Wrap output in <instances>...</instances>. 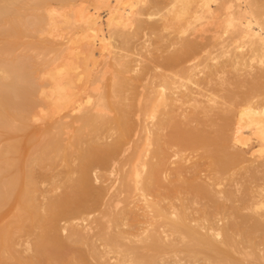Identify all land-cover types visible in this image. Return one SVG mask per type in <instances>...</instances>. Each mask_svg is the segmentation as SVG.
<instances>
[{"label": "bare ground", "instance_id": "obj_1", "mask_svg": "<svg viewBox=\"0 0 264 264\" xmlns=\"http://www.w3.org/2000/svg\"><path fill=\"white\" fill-rule=\"evenodd\" d=\"M256 237L264 0H0V264H217Z\"/></svg>", "mask_w": 264, "mask_h": 264}, {"label": "rangeland", "instance_id": "obj_2", "mask_svg": "<svg viewBox=\"0 0 264 264\" xmlns=\"http://www.w3.org/2000/svg\"><path fill=\"white\" fill-rule=\"evenodd\" d=\"M89 82L88 80L83 83V88L78 92L77 95H68L66 93V89L64 87H60L58 92V99L54 102H52L53 107V116L52 119H57L62 113L63 108L65 105H69L71 110L77 109L82 101V98L85 96V88L88 86ZM259 238V239H258ZM245 241V240H244ZM231 242V241H230ZM263 241L260 240V237L254 238L252 241H245L244 243H239V249L240 251L236 252L234 255H231L229 257H223L224 255L217 256V264H264V259H261L259 256L256 257H249L246 254V251H250V249H256L258 250V247H263ZM222 250L226 249L230 243H223ZM227 246V247H225ZM245 252V254L243 253Z\"/></svg>", "mask_w": 264, "mask_h": 264}]
</instances>
